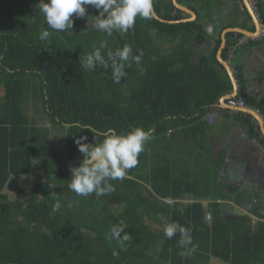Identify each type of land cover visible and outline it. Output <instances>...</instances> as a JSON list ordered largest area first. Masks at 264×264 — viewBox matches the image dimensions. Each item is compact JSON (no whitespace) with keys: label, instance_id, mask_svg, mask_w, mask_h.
Masks as SVG:
<instances>
[{"label":"trees","instance_id":"obj_1","mask_svg":"<svg viewBox=\"0 0 264 264\" xmlns=\"http://www.w3.org/2000/svg\"><path fill=\"white\" fill-rule=\"evenodd\" d=\"M39 3L0 0V264H209L212 257L264 264V216L252 235L247 215L227 219L233 206L220 201L231 196L202 183L199 177L208 176L201 172L193 178L177 153L183 139L207 149L208 111L234 90L217 58L221 40L208 49L202 23L163 17V6L156 12L164 21L137 17L127 32L109 36L96 28L99 10L86 6L84 17L73 15L72 29L52 31L42 41L48 26ZM126 45L132 52L119 83L111 61L93 70L83 64L96 50L107 60L108 52ZM236 76L247 102L262 110L239 70ZM31 102L40 105L47 124L30 114ZM136 127L154 129L152 138L136 167L123 180L109 181L112 191L82 196L68 187L71 168L84 158L76 140L83 136V143L93 144L103 139L95 134L108 128L127 133ZM249 133L262 137L250 126ZM34 161L39 169L33 172ZM35 174L39 181L15 198L4 192L13 177ZM186 196L196 201H184ZM112 202L123 210L115 211ZM206 208L212 224L205 221ZM172 222L191 230V255H181L187 249L178 243L179 232L165 237V223Z\"/></svg>","mask_w":264,"mask_h":264},{"label":"crops","instance_id":"obj_2","mask_svg":"<svg viewBox=\"0 0 264 264\" xmlns=\"http://www.w3.org/2000/svg\"><path fill=\"white\" fill-rule=\"evenodd\" d=\"M260 1L264 23V0ZM162 6L163 17L166 14L181 15V22L202 23L210 37L206 44L208 49L220 39L218 60L219 52H222L223 58L225 47L229 42L232 43L229 45L227 59H223L231 65L235 76L237 70L241 72L247 93L259 103L264 112V38H261L260 23L248 1L153 0L154 11L159 18L156 15L154 17L158 20L162 16L157 14L156 8ZM236 79L237 94L234 92V86L231 94L222 97L208 111L207 149L188 146L187 139H183L179 140L177 153L180 155L178 157L184 160V167L191 169L193 178L194 174L201 172L202 176H208L199 177L202 183L206 184L207 180L231 196L229 200L220 201L233 206L227 219L235 220L238 216L236 212L247 215L246 228L252 235L259 221L263 220L260 215L264 216V122L250 108L237 109L229 106L230 97L245 98L237 76ZM249 126L254 128L255 134L262 133V137L252 136ZM4 192L6 193L5 190ZM184 201L192 203L196 200L193 196H186ZM202 202L208 204L212 201L204 199ZM207 213L210 217L206 222L212 224L214 215L209 208H206L205 216ZM209 264L227 263L213 257Z\"/></svg>","mask_w":264,"mask_h":264},{"label":"clouds","instance_id":"obj_3","mask_svg":"<svg viewBox=\"0 0 264 264\" xmlns=\"http://www.w3.org/2000/svg\"><path fill=\"white\" fill-rule=\"evenodd\" d=\"M86 6H92L99 10V16L95 18L98 31L105 32L109 36L113 32H127L136 22L137 17L151 19L155 16L153 0H40L39 12L43 14L44 21L48 26L42 31L39 39L47 40L52 31L63 32L73 28L75 14L76 18L86 15ZM130 46H124L115 52H108V59L105 60L99 50L87 55L83 64L87 69L93 70L99 64L108 67L111 61L114 82L119 83L126 75L124 69L131 57ZM137 63L139 58H135ZM141 71H143L141 69ZM83 129H90L84 126ZM154 129L145 130L136 127L127 133H118L114 128H108L103 133H96L95 136H102L93 144L83 143L87 137H80L76 140L78 150L84 158L78 167L71 168V182L68 187L78 195L88 196L96 193L98 196L113 190L110 180H123L129 169L138 164L139 154L144 151L145 143L152 138ZM165 204H172L171 198H161ZM56 207H59L57 203ZM113 230L115 236L119 231ZM179 232V245L187 249L181 255H191L196 251V245L192 244L191 230L180 225L178 222L165 223L164 235L172 239ZM127 238V237H126ZM188 245H192L188 248Z\"/></svg>","mask_w":264,"mask_h":264},{"label":"rangeland","instance_id":"obj_4","mask_svg":"<svg viewBox=\"0 0 264 264\" xmlns=\"http://www.w3.org/2000/svg\"><path fill=\"white\" fill-rule=\"evenodd\" d=\"M1 92L3 91V88H0ZM246 100V99H245ZM229 101V100H228ZM247 101V100H246ZM2 102V98L0 96V104ZM248 103V102H247ZM249 104V103H248ZM250 105V104H249ZM251 106V105H250ZM255 107V106H253ZM28 108H29V112L30 114H32L33 116H35L37 118V121L40 123V124H47V121L45 119V117L42 115V112H41V108H40V105H35L34 102H31L30 105H28ZM262 111V110H261ZM263 112V111H262ZM264 114V112H263ZM260 117V116H259ZM56 133V132H54ZM188 146H191V144H186ZM36 169H39V163L37 161H34V166H33V172L36 170ZM38 174H40V172H38ZM207 176V175H206ZM37 181H39V179L37 178L36 174L34 176L31 177V179L29 178H17V177H13L7 188L5 189L6 193L11 197V198H15L17 193L19 192L20 188L21 189H26L28 188L29 186H33L35 183H37ZM237 193H241L240 190H236ZM253 192V191H252ZM255 193V192H253ZM253 196V194H252ZM243 199V198H242ZM112 207L113 209L116 211H122L123 208H124V205L122 204H119L117 202H112ZM237 214H239L238 212H236ZM213 258V257H212ZM216 260L219 261L218 258L215 257Z\"/></svg>","mask_w":264,"mask_h":264},{"label":"built area","instance_id":"obj_5","mask_svg":"<svg viewBox=\"0 0 264 264\" xmlns=\"http://www.w3.org/2000/svg\"><path fill=\"white\" fill-rule=\"evenodd\" d=\"M248 4L253 11L254 16L257 18V20L260 23L261 26V38H264V23L262 19V9L260 7V0H247ZM228 104L232 108H237V109H247L250 108L252 109L264 122V114L263 112L257 108L250 106L245 98L243 96L240 97H232L229 99Z\"/></svg>","mask_w":264,"mask_h":264},{"label":"water","instance_id":"obj_6","mask_svg":"<svg viewBox=\"0 0 264 264\" xmlns=\"http://www.w3.org/2000/svg\"><path fill=\"white\" fill-rule=\"evenodd\" d=\"M155 15H156V14H155ZM156 16H157V15H156ZM157 18H159V17L157 16ZM159 20L162 21L161 18H160ZM171 23H174V22H171ZM219 60H220L221 63L224 64V66H225L226 69H227L228 74L231 76V78H232V83H233L234 86H235V90H234V92H236L235 94H237V85H238V82H237V79H236L235 73H234V71H233V68L231 67V65H230L228 62H226V61L222 58V52H219ZM230 98H231V97H230ZM209 217H210V215L207 213L206 216H205V221H207V219H208Z\"/></svg>","mask_w":264,"mask_h":264}]
</instances>
